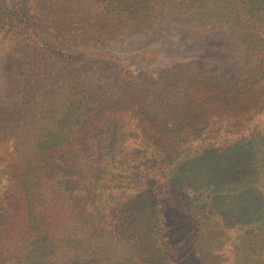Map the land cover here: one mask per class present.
Returning <instances> with one entry per match:
<instances>
[{"label":"trees","instance_id":"16d2710c","mask_svg":"<svg viewBox=\"0 0 264 264\" xmlns=\"http://www.w3.org/2000/svg\"><path fill=\"white\" fill-rule=\"evenodd\" d=\"M39 1L0 0V38H22L35 56L63 65L114 61L126 84L135 78L131 67L153 65L158 56L102 50L98 39L159 16L220 21L245 44L242 72L235 82L189 79L181 110L169 120L157 119L137 91L118 98L69 91L60 108L47 105L23 140L6 132L0 264H108L102 246L111 240L128 248V264H183L190 261L193 196L210 208L211 229L239 225L248 262L264 264V0H60L56 31L89 42L78 48L37 27ZM152 76L167 79L169 67ZM225 185L238 196L221 213L215 206ZM193 245L197 261L210 264L201 235ZM231 256L226 249V263Z\"/></svg>","mask_w":264,"mask_h":264},{"label":"rangeland","instance_id":"374dc122","mask_svg":"<svg viewBox=\"0 0 264 264\" xmlns=\"http://www.w3.org/2000/svg\"><path fill=\"white\" fill-rule=\"evenodd\" d=\"M60 0H40L32 12V20L44 32L57 35L64 45L82 47L79 38L56 31V10ZM77 24V23H76ZM72 25L71 27H77ZM99 49L113 53L152 50L158 59L153 65L131 67L134 81L123 83L120 65L111 60L93 59L75 65H63L49 56H35L22 38H0V137L14 131L18 141L30 133V125L41 121L47 105L60 108V102L69 91H100L103 95L122 97L137 91L146 101L148 110L159 120H169L179 114L184 102L186 81L193 77L217 76L226 82H235L242 72L244 42L235 30L225 23L215 21L201 25L196 21H174L169 16H159L149 25L130 27L124 33L96 41ZM168 66L167 79L152 76L153 71ZM179 111V112H178ZM221 198L216 209L232 206L236 192L228 185L217 193ZM223 197V199H222ZM227 205V206H226ZM226 208V210H227ZM210 208L196 196L190 201V261L183 264H201L192 252L194 240L202 236L201 250L209 256L210 264H250L247 258L246 239L239 235V225L213 230L208 225ZM195 226H200L195 230ZM232 227V228H231ZM109 258L108 264H128L129 251L114 240L103 244ZM226 249H232L228 263ZM196 255V256H193ZM49 264H70L51 261ZM205 262V260H204Z\"/></svg>","mask_w":264,"mask_h":264}]
</instances>
